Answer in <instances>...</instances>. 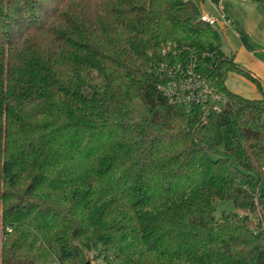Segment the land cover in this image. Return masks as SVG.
I'll use <instances>...</instances> for the list:
<instances>
[{
	"label": "trees",
	"instance_id": "16d2710c",
	"mask_svg": "<svg viewBox=\"0 0 264 264\" xmlns=\"http://www.w3.org/2000/svg\"><path fill=\"white\" fill-rule=\"evenodd\" d=\"M202 1L0 0V264H264L261 82Z\"/></svg>",
	"mask_w": 264,
	"mask_h": 264
},
{
	"label": "rangeland",
	"instance_id": "374dc122",
	"mask_svg": "<svg viewBox=\"0 0 264 264\" xmlns=\"http://www.w3.org/2000/svg\"><path fill=\"white\" fill-rule=\"evenodd\" d=\"M247 2H248L247 0H218V2L215 3V2H212L211 0H203L200 4V8L206 13H210L213 15H218L220 13V8H222L227 13H229L231 17L233 18L235 17V19H237L236 15H238L239 18H243L244 12L248 11L249 5L252 3H247ZM216 28L223 35V48L227 52H231V50L234 52L237 47L242 45V43H244V45H246L247 47L248 45L247 42L249 41L251 43H254L255 48L257 47L259 50H261L264 55V33L257 34V35L251 34V37L247 36L248 38L247 39L245 31L241 32L240 29H237L239 33L236 34L233 25L231 28L229 27L222 28V25L219 24V26H216ZM245 41H247L246 44H245ZM225 81H226L227 86L230 89L235 90V91L236 90L241 91L240 89L242 88H240L241 87L240 81L234 79L232 75L227 77ZM242 93H245L246 96H253V97L262 96V94L258 90H256L255 92H252V91L249 92V90L248 91L245 90V92H242ZM228 139H229L228 132L226 130H223V140L219 145L215 147V149L211 152V155L214 157L223 155V156H230L231 158H233L224 147V143ZM261 191L264 192V176L262 178ZM223 210L231 211V212L237 211L238 213H241V210L236 208L232 201L227 200V199L216 198L215 199V210H214L215 215L217 216L221 215ZM86 260H90L91 262H94V259L92 258V254L88 255L87 253L86 257L84 258L83 264Z\"/></svg>",
	"mask_w": 264,
	"mask_h": 264
},
{
	"label": "crops",
	"instance_id": "0c3cea01",
	"mask_svg": "<svg viewBox=\"0 0 264 264\" xmlns=\"http://www.w3.org/2000/svg\"><path fill=\"white\" fill-rule=\"evenodd\" d=\"M247 1V3L252 4L249 5L248 11L244 12V17L239 18V16L236 15L237 19H235V17H231V15L226 12L232 18L233 22L231 25L222 26V28H231L233 25L236 34L239 33L237 29H240L241 32L245 31L246 38L247 36L251 37V34L257 35L264 33V3L254 0ZM202 12L205 11L202 10ZM246 42L247 41H245V44ZM247 43V47L246 45H244V43H242V45L237 47L234 52L232 50L231 52L235 55V59L240 64L251 70L259 77L261 82V88H258L252 81H250L243 75L235 72H230L227 77L232 75L234 79L240 81V88L242 89H240L241 91L236 90L238 93L246 96L245 93H242L245 92V90H249V92H255L256 90H258L262 94V96H264V55L261 50H259L257 47L255 48L254 43H251L249 41Z\"/></svg>",
	"mask_w": 264,
	"mask_h": 264
},
{
	"label": "built area",
	"instance_id": "2783aa9c",
	"mask_svg": "<svg viewBox=\"0 0 264 264\" xmlns=\"http://www.w3.org/2000/svg\"><path fill=\"white\" fill-rule=\"evenodd\" d=\"M200 18L214 26H219V24L222 26L231 25L233 22L232 18L222 8H220L218 15L201 12ZM161 87L167 94L173 95L179 100L186 99V101L200 98L202 91L207 89L204 81L191 68L187 69V75L183 79H173Z\"/></svg>",
	"mask_w": 264,
	"mask_h": 264
},
{
	"label": "water",
	"instance_id": "95a60500",
	"mask_svg": "<svg viewBox=\"0 0 264 264\" xmlns=\"http://www.w3.org/2000/svg\"><path fill=\"white\" fill-rule=\"evenodd\" d=\"M84 264H91L90 260H86Z\"/></svg>",
	"mask_w": 264,
	"mask_h": 264
}]
</instances>
